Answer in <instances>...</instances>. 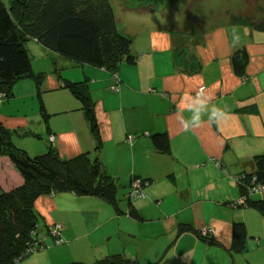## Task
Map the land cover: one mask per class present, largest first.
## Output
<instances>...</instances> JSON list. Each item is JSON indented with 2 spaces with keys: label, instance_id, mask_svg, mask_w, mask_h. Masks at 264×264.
Segmentation results:
<instances>
[{
  "label": "crops",
  "instance_id": "0c3cea01",
  "mask_svg": "<svg viewBox=\"0 0 264 264\" xmlns=\"http://www.w3.org/2000/svg\"><path fill=\"white\" fill-rule=\"evenodd\" d=\"M164 12L135 17L137 23L150 20L141 26L150 38L133 44L138 62L123 63L116 73L78 64L77 70L72 69L74 62L36 43L29 46L36 77L45 73L37 61L45 58L51 67L45 83L38 84L45 91L48 118L29 131L44 134L45 127L47 140L28 150L26 140L17 141L14 135V144L30 156L54 148L65 160L84 153L99 157L117 182L119 202L116 208L103 199L71 193L40 197L35 203L38 239L50 247L21 264H92L115 255L158 264L167 245L175 252L171 264H207L211 253L219 257L225 254L222 249L231 250L237 222L248 229L245 251H264V216L236 205L243 194L235 181L256 174L255 157L264 155V33L242 16L244 20L236 22L223 18L208 24V20L209 29L182 37L186 31L172 28L177 17ZM242 49L249 63L239 75L231 59ZM67 82L86 83L99 128V153L83 103L64 88ZM19 83L12 88L14 95L25 93L32 84ZM116 86L118 91H112ZM198 91L202 98L196 97ZM7 116L0 109L4 127L10 131L21 127ZM160 133L169 138L168 155L154 147L152 136ZM50 136L56 138L54 143ZM134 180L145 182L143 196L132 202L140 219L129 216L126 197ZM22 184L9 159L0 157L3 190ZM55 225L62 227L60 244L49 236ZM183 226L190 229L181 232ZM253 262L264 264V252Z\"/></svg>",
  "mask_w": 264,
  "mask_h": 264
},
{
  "label": "trees",
  "instance_id": "16d2710c",
  "mask_svg": "<svg viewBox=\"0 0 264 264\" xmlns=\"http://www.w3.org/2000/svg\"><path fill=\"white\" fill-rule=\"evenodd\" d=\"M130 1L132 4H138L141 15L162 9L159 3L155 6L159 0ZM165 5L170 8L172 4L168 0ZM116 15L111 0H0L2 100L14 96L12 88L20 80L35 78L40 84L42 76L36 77L33 71V55L29 47L31 43H36L43 50L75 64L104 68L112 73H116L123 63L136 64L138 59L132 53L134 39L119 31ZM249 23L255 30L264 33V18L256 22L250 20ZM231 63L235 73L244 74L249 63L247 52L243 49L236 51L232 55ZM64 88L70 89L83 103L97 142L96 151L99 153V128L86 83L67 82ZM42 109L45 113L44 108ZM47 118L45 113V119ZM152 141L159 153H170V142L165 133L153 135ZM0 157L8 158L23 179L21 186L11 190H3L0 185V264H21L28 256L48 248V244L38 239L39 216L35 211V203L40 197L71 193L80 198L97 197L113 207H118L117 182L106 171L99 157L92 158L88 153H84L65 160L54 148H50L45 154L30 156L14 144L12 132L1 123ZM255 164L256 174L242 175V197L246 195L247 186L254 178L264 184V155L256 156ZM134 181H140L142 187L145 184L141 180ZM131 191L132 184L126 196L130 208L129 216L140 219L132 207V202L141 197L131 198ZM253 197L247 198L241 207L253 208L264 216V200H254ZM52 229L54 230L55 226L50 231ZM189 229L183 226L180 231ZM61 232L58 237H53L54 243L64 242ZM249 238L246 224L235 223L230 255L244 251ZM92 264L142 263L115 255ZM232 264L238 263L233 260Z\"/></svg>",
  "mask_w": 264,
  "mask_h": 264
},
{
  "label": "rangeland",
  "instance_id": "374dc122",
  "mask_svg": "<svg viewBox=\"0 0 264 264\" xmlns=\"http://www.w3.org/2000/svg\"><path fill=\"white\" fill-rule=\"evenodd\" d=\"M6 1V0H4ZM172 4L170 8H168L165 4L168 3V0H159L156 2L155 6L160 4L159 6L162 9L157 11L150 12L148 14H143L146 16H151L157 12H161L165 9V14L169 17H177L175 19V25L172 27L175 30L178 28L183 29L186 31L185 33H181V36L189 35L187 32L196 33L198 31H202L205 29H209L206 27L205 22L208 24H212L213 22H218L223 18L231 19V21L236 22L238 19H243L242 16H247L246 23H249L250 20L253 22L259 21L264 18V0H251V2H246V0H169ZM112 5L116 11V16L118 19V29L121 33H126L128 36H131L134 39V44L139 45L143 44V41L146 42L150 36H148V31L146 27H141L145 23L151 24L150 20L141 19L139 23L135 20L137 16L141 15L140 11L138 10L139 6L137 3H130V0H111ZM133 2V1H132ZM136 5V6H135ZM126 6V7H125ZM133 8H135L133 10ZM154 13V14H153ZM145 18V17H144ZM149 18V17H147ZM253 18V19H250ZM213 20V22H211ZM145 22V23H144ZM250 24V23H249ZM157 28H162L160 25H155ZM176 26V27H175ZM141 27V28H139ZM178 27V28H177ZM37 58L40 56L36 55ZM48 64V65H47ZM38 69H43L45 73L43 77H41L40 84L41 86L47 80V74L51 71V67L49 68V61L47 59H40L35 63ZM48 66V68H47ZM70 67L72 69H78V65L73 63ZM69 67V68H70ZM48 69V70H47ZM71 69V70H72ZM39 71V70H38ZM49 71V72H48ZM70 71V70H69ZM53 72V71H52ZM68 72V70H67ZM39 73V72H38ZM39 79V77H38ZM25 81H31V86H27L25 88V93H17L14 95L12 99H4L0 102V109L1 111L5 110L6 115H8L9 121L17 122V124L22 123L21 127L18 129H11L12 137L14 135L17 141H25L26 149L33 150L37 146H43L46 144L47 135H45V127L44 134H39L41 138H39L36 134L30 133L31 127H37L38 123H45V113L42 112V108H45V91L40 90V85L38 86V82L34 79H23L18 81L21 82L19 85L23 84ZM16 83V87L18 86ZM14 85V86H15ZM39 87V89H38ZM118 91V90H117ZM116 92V91H114ZM201 94L202 96L199 97ZM197 98H202L203 94L202 91H198L196 93ZM24 120V121H21ZM19 121V122H18ZM24 150V149H23ZM56 226V225H55ZM60 231L56 232L54 237H58ZM49 236H51L49 234ZM53 237V236H51ZM55 240V239H54ZM56 244V243H55ZM48 247L50 245L48 244ZM168 247V248H167ZM166 248L162 250V255L159 258L160 262L157 261L158 264H171L172 259L175 258L173 250L170 245H167ZM47 249V248H46ZM218 249H213L215 251ZM225 253L223 256L217 257L215 254L216 252L211 253L207 264H232L233 260L238 264L243 263H252L253 261L258 260L259 256L263 254L264 251H257V252H250L242 251L240 253H235L233 256L230 255V251H226L222 249ZM180 252V251H179ZM217 253H219L217 251ZM222 253V252H221ZM220 253V254H221ZM228 257L227 263L225 260ZM217 259V261H216Z\"/></svg>",
  "mask_w": 264,
  "mask_h": 264
},
{
  "label": "built area",
  "instance_id": "2783aa9c",
  "mask_svg": "<svg viewBox=\"0 0 264 264\" xmlns=\"http://www.w3.org/2000/svg\"><path fill=\"white\" fill-rule=\"evenodd\" d=\"M118 90V87L116 86V87H113L112 88V91H117ZM200 96L199 97H201L202 95L201 94H199ZM2 95H0V102H1V100H2ZM55 140H56V138L54 137V136H50V138H49V141L51 142V143H54L55 142ZM235 181L240 185V184H244V177L241 175V176H238V177H235ZM141 187H142V184L140 183V181H134L133 183H132V188H133V191H131V198H140V197H142L143 196V193H142V189H141ZM256 195H263L264 196V184L263 183H259V181H258V179L257 178H254L253 179V181H251V183H250V185L249 186H247V193H246V195H244L237 203H236V205L237 206H241V205H244L245 204V202H246V199L247 198H251V197H253V196H256ZM62 230V227L60 226V225H56L55 226V229L53 230H51L50 231V235L51 236H55L56 234V232H59V231H61ZM203 235L204 236H206V233L205 232H203ZM59 236V235H58ZM56 238V237H55ZM57 244H58V242H56Z\"/></svg>",
  "mask_w": 264,
  "mask_h": 264
},
{
  "label": "clouds",
  "instance_id": "9594fccd",
  "mask_svg": "<svg viewBox=\"0 0 264 264\" xmlns=\"http://www.w3.org/2000/svg\"><path fill=\"white\" fill-rule=\"evenodd\" d=\"M197 119H198V117H197Z\"/></svg>",
  "mask_w": 264,
  "mask_h": 264
}]
</instances>
